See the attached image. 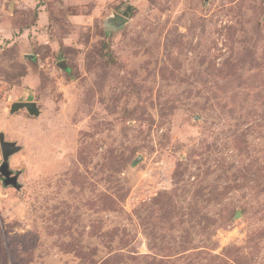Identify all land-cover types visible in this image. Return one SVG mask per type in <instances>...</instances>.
Segmentation results:
<instances>
[{"label":"rangeland","instance_id":"374dc122","mask_svg":"<svg viewBox=\"0 0 264 264\" xmlns=\"http://www.w3.org/2000/svg\"><path fill=\"white\" fill-rule=\"evenodd\" d=\"M1 133L0 264H264V0H0Z\"/></svg>","mask_w":264,"mask_h":264},{"label":"water","instance_id":"95a60500","mask_svg":"<svg viewBox=\"0 0 264 264\" xmlns=\"http://www.w3.org/2000/svg\"><path fill=\"white\" fill-rule=\"evenodd\" d=\"M127 21L128 20L125 17L114 13L111 17H109L106 23H109L113 27L117 28L123 26ZM21 109H26L32 116L37 117L40 114V109L38 108L37 103L33 101L13 103L11 106V113H15ZM0 148L3 158V163L0 166V178L3 179V184L5 186H12L16 189H20V186L18 184L19 173L14 175L13 171L10 170L9 159L13 154L21 151L22 147L19 146L16 142L6 141L5 135L1 133Z\"/></svg>","mask_w":264,"mask_h":264}]
</instances>
